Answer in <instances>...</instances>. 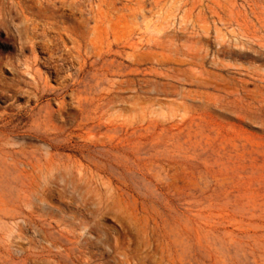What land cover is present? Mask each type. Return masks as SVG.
Masks as SVG:
<instances>
[{"label":"rangeland","instance_id":"374dc122","mask_svg":"<svg viewBox=\"0 0 264 264\" xmlns=\"http://www.w3.org/2000/svg\"><path fill=\"white\" fill-rule=\"evenodd\" d=\"M0 264H264V0H0Z\"/></svg>","mask_w":264,"mask_h":264},{"label":"bare ground","instance_id":"6f19581e","mask_svg":"<svg viewBox=\"0 0 264 264\" xmlns=\"http://www.w3.org/2000/svg\"><path fill=\"white\" fill-rule=\"evenodd\" d=\"M121 20V19H120ZM97 27V26H96ZM110 27V26H109ZM99 28V27H98ZM101 28V27H100ZM98 32V31H97ZM102 32H104V31H102ZM100 34V33H99ZM100 36V35H99ZM116 38V37H115ZM92 40V39H91ZM57 44V43H56ZM102 47V46H101ZM97 51V50H96ZM41 62V61H40ZM58 70H59V68H58ZM101 138V137H100Z\"/></svg>","mask_w":264,"mask_h":264}]
</instances>
